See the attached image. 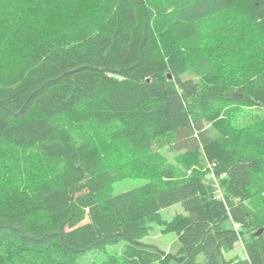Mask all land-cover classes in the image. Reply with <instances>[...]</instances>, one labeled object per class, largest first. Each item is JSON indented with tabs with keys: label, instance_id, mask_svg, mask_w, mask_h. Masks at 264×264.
Here are the masks:
<instances>
[{
	"label": "trees",
	"instance_id": "obj_1",
	"mask_svg": "<svg viewBox=\"0 0 264 264\" xmlns=\"http://www.w3.org/2000/svg\"><path fill=\"white\" fill-rule=\"evenodd\" d=\"M120 241L100 264H264V0H0V264Z\"/></svg>",
	"mask_w": 264,
	"mask_h": 264
},
{
	"label": "rangeland",
	"instance_id": "obj_2",
	"mask_svg": "<svg viewBox=\"0 0 264 264\" xmlns=\"http://www.w3.org/2000/svg\"><path fill=\"white\" fill-rule=\"evenodd\" d=\"M171 157V155H168ZM144 183L142 179H124L116 182L112 185V194H118L135 187H138ZM180 213L187 215L188 213L183 209L181 204L177 203L160 211V215L163 220L169 221L173 215ZM162 226L152 225L147 235L142 239V242L148 245L156 246L157 248L165 251L166 253L175 254L178 249L177 237L173 233H162ZM125 242L120 241L119 243L111 246H107L102 250H91L86 254L82 255L78 264H100L106 260L108 255L120 256L124 248ZM233 253L241 254L238 246L235 247Z\"/></svg>",
	"mask_w": 264,
	"mask_h": 264
},
{
	"label": "water",
	"instance_id": "obj_3",
	"mask_svg": "<svg viewBox=\"0 0 264 264\" xmlns=\"http://www.w3.org/2000/svg\"><path fill=\"white\" fill-rule=\"evenodd\" d=\"M260 233H261V231L258 232V234H260Z\"/></svg>",
	"mask_w": 264,
	"mask_h": 264
}]
</instances>
